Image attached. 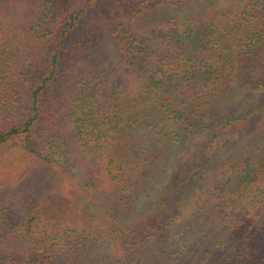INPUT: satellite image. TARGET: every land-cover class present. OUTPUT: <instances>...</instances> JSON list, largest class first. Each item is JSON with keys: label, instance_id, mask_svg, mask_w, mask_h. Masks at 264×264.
<instances>
[{"label": "trees", "instance_id": "16d2710c", "mask_svg": "<svg viewBox=\"0 0 264 264\" xmlns=\"http://www.w3.org/2000/svg\"><path fill=\"white\" fill-rule=\"evenodd\" d=\"M95 1L0 0V167L30 192L0 264H264V148L225 156L264 134V0H231L228 38L216 0L156 23L152 8L185 0H104L73 43L93 65L72 57L65 80L67 43ZM188 201L191 227L212 239L202 254L167 241Z\"/></svg>", "mask_w": 264, "mask_h": 264}, {"label": "rangeland", "instance_id": "374dc122", "mask_svg": "<svg viewBox=\"0 0 264 264\" xmlns=\"http://www.w3.org/2000/svg\"><path fill=\"white\" fill-rule=\"evenodd\" d=\"M212 11L214 13H217L221 16V22L223 25V32H228V30H234L237 32L235 27V19H237L235 15V11L233 8V3L231 0H216L215 2H212ZM90 10H88L87 16L83 20L81 26L76 31L75 34L72 35L67 45L69 46V52L68 56L69 58L64 61L62 70L67 75V78L65 80H72V77L75 78V73L70 71L72 67L74 66L73 63L74 59L77 58L76 56H83V61L81 64V69H85L87 65L90 67L93 65L91 61H89L88 56L85 57L81 53L79 54L76 52L75 47L73 46V43L78 42L79 39L82 37L84 38L85 32L88 30V28L98 21L102 16L105 15L106 6L104 0H97L94 2L93 5L90 6ZM205 10V6L199 1V0H185L181 4H174L167 8H162L161 6H155L151 9V13L149 15L150 21L152 23H156L157 21H165L170 18H178L179 20H185L186 18L192 16V15H202V13ZM21 22H26L25 17L21 18ZM100 23V20L98 21V24ZM245 29V27H244ZM243 31V30H242ZM225 37L228 38V35L225 34ZM107 38V37H106ZM101 42V41H100ZM229 42L232 43V55L234 57V61L237 64V58H238V47H236L234 41L232 39H229ZM99 43V41H98ZM100 51L99 54H102L105 56V59L112 64L115 62V46L113 42H108V38L104 41V44H101L97 47ZM233 77L231 79V87L229 90V95L234 98L237 91V73L234 71ZM255 148L254 150L259 153V148H264V134L259 136L258 139H256L252 144L247 146H238V145H232L230 146L229 150L226 152V157L231 159H238L240 157H243L247 152H249V148ZM168 157L165 158V161L167 163H170L171 161L175 160V157H170V155H167ZM224 156V155H223ZM219 157L215 159V161L212 163V165L209 167V170L207 171V174H211L215 171L217 168L218 163L221 161V158ZM11 175V174H10ZM10 175L4 170L3 167H0V215L1 212L4 217H1L0 221V227L2 228L1 237L0 240L2 241L0 244L2 247H5L6 244L9 246H12L11 241L8 239V236L4 237V234L8 227L11 226L16 220H20L23 217V214L25 213V210L23 209V194H30V192L27 191V185L24 180H18L16 177L11 175L12 178H10ZM161 180L162 178H158L154 180L152 183L148 195L139 196L136 201L133 203V206L136 209H141L143 206L147 205L149 201L155 200L159 188L161 186ZM199 187L195 189L192 192V197L198 192ZM40 191L35 192L34 196L36 197L39 195ZM143 194V193H142ZM191 204V202H186L185 207V215L178 220L171 228L169 229L168 238L167 241L170 244L174 245H180L181 249L187 250L190 249L192 253H199L202 254V252L205 250V248H208L209 241L212 240L210 237L204 236V231H200L196 227H191L192 224L188 220V209L187 207ZM203 232V233H202ZM223 234H226L224 230H220V236H223ZM224 238V237H223ZM14 244V243H13ZM186 245V246H183Z\"/></svg>", "mask_w": 264, "mask_h": 264}]
</instances>
